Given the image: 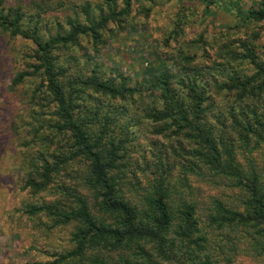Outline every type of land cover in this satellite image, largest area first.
Masks as SVG:
<instances>
[{"label": "trees", "instance_id": "16d2710c", "mask_svg": "<svg viewBox=\"0 0 264 264\" xmlns=\"http://www.w3.org/2000/svg\"><path fill=\"white\" fill-rule=\"evenodd\" d=\"M65 1L72 12L51 14ZM236 7L240 22L264 23V0ZM131 10L132 0H0V31L30 43L11 86L34 80L30 125L43 145L22 160L23 187L58 195L25 212L73 225L72 246L34 264H264V61L240 40L212 67L185 57L135 85L89 58L74 69L73 47L86 38L100 54ZM144 124L152 137L133 159ZM195 179L233 197L204 199Z\"/></svg>", "mask_w": 264, "mask_h": 264}, {"label": "rangeland", "instance_id": "374dc122", "mask_svg": "<svg viewBox=\"0 0 264 264\" xmlns=\"http://www.w3.org/2000/svg\"><path fill=\"white\" fill-rule=\"evenodd\" d=\"M6 1L7 5L15 2ZM236 2L244 7L252 5L254 0H132L125 25L118 28L110 25L100 54L95 55L86 38L73 47L79 57L74 69L80 70L89 58L102 65L106 74L117 69L135 85L148 78L153 68L164 65L174 71L185 57L191 64L212 67L226 59L230 51H242L240 40H248L258 59L264 61V23L240 22ZM72 8L65 1V10L51 14L62 16L72 12ZM29 48L30 43L0 31V264L43 263L51 261L54 253L72 246L73 225L52 227L51 219L45 215L29 216L25 212L31 203L58 196L34 195L23 187V158L43 148L39 139L32 136L30 125L34 119L29 95L35 86L34 80L11 86L13 77L23 68L24 54ZM86 65L92 67L90 60ZM244 66L246 71L251 69L246 63ZM150 130L144 124L139 128V137L135 131L136 138L131 142L133 159L140 160L141 150L147 151L152 136L146 132ZM44 145L49 146L46 140ZM139 177L140 185H144L145 178L137 171ZM194 187L195 194L204 199L217 195L228 200L234 194L223 182L215 184L195 179ZM234 262L256 264L243 256L236 257Z\"/></svg>", "mask_w": 264, "mask_h": 264}]
</instances>
